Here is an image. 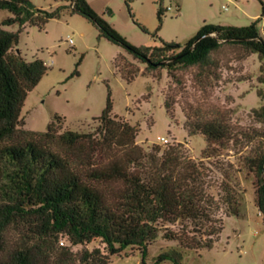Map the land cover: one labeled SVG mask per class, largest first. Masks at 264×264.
I'll use <instances>...</instances> for the list:
<instances>
[{"label": "trees", "instance_id": "16d2710c", "mask_svg": "<svg viewBox=\"0 0 264 264\" xmlns=\"http://www.w3.org/2000/svg\"><path fill=\"white\" fill-rule=\"evenodd\" d=\"M54 1L59 4L45 9L30 0H0V10L10 13L0 20V264H74L75 258L66 252L57 256L60 236L72 245L100 241L101 248L74 254L79 264H106L107 255L128 246L138 248L140 263L146 264L148 246L158 236L175 244L153 256L150 264H182L185 251L213 246L224 217L239 216L243 190L230 181L233 163L221 158L229 146L249 148L242 163L253 177L255 205L264 218V90L256 92L261 105L250 110L258 127L234 128L223 112L210 117L186 113L182 126L187 134H202L206 141L195 159L185 142L153 144L149 150L139 145L138 126L112 112L108 87L91 131H60L64 118L57 114L45 130L24 128L20 113L25 98L47 66L43 59L27 60L16 50L26 25L44 29L51 19L78 14L97 29L98 37L144 65L141 69L127 56L117 55L113 65L125 81L138 75L160 79L163 69L178 81V69L195 67L199 82L206 83L218 76L217 54L223 47L235 50L239 58L255 53L264 60L261 16L243 26L204 23L183 43L165 41L157 31L166 8L157 0L159 24L151 36L158 37V44L135 45L87 0ZM124 1L130 12L129 0ZM15 24V31L6 28ZM73 75H78L77 69ZM164 107L171 118L168 97Z\"/></svg>", "mask_w": 264, "mask_h": 264}, {"label": "rangeland", "instance_id": "374dc122", "mask_svg": "<svg viewBox=\"0 0 264 264\" xmlns=\"http://www.w3.org/2000/svg\"><path fill=\"white\" fill-rule=\"evenodd\" d=\"M30 1L45 9L59 4L54 0ZM87 1L135 45L158 44V37L183 43L194 36L204 23L243 26L259 16L258 29L264 37V0H162L166 11L157 38L151 36L159 24L157 0H129L130 12L124 0ZM8 15L7 10H0V20ZM138 24L147 32L142 31ZM6 28L15 31L18 26L15 24ZM16 50L27 60L43 59L47 66L45 75L25 98L20 118L26 129L45 130L53 115L57 114L64 118L60 131L65 128L93 130L98 124L93 118L99 116L105 106L107 87L111 92L112 112L138 126L136 142L146 150L153 144L163 146L185 142L188 155L199 159L200 151L206 144L205 137L202 134L189 136L182 126L185 114L192 115L195 111L205 117L223 112L237 129L260 126L250 115V110L262 103L257 90H264V83L260 82V78L264 79V60L255 53L239 58L235 50L223 47L217 54L218 76L210 77L206 83L199 82L195 67L178 69V81L169 77L163 69L160 79L138 75L127 82L115 70L114 58L122 54L136 62L122 47L98 37L97 29L78 14H64L58 19H51L44 29L26 25L19 34ZM80 56L82 59L76 66ZM138 65L141 69L144 67ZM75 69L78 75H73ZM166 97L172 103L171 118L164 107ZM160 137H165L168 142L163 143ZM248 150L246 147L238 149L229 146L221 151V158L233 163L230 181H237L243 190L239 216L224 217L223 229L213 246L185 251L182 264H264V218L255 205L253 177L246 173L242 163ZM215 191L213 187L211 192ZM172 227L176 229L178 224ZM12 235L11 239H14L16 234ZM174 244V241L158 236L148 246L146 264ZM57 246V256L66 252L69 257L75 258L74 264H79L75 253L80 255L83 249L101 248L102 244L94 240L72 245L66 237L60 236ZM3 258L0 252V259ZM140 262V250L130 246L106 258V264Z\"/></svg>", "mask_w": 264, "mask_h": 264}, {"label": "built area", "instance_id": "2783aa9c", "mask_svg": "<svg viewBox=\"0 0 264 264\" xmlns=\"http://www.w3.org/2000/svg\"><path fill=\"white\" fill-rule=\"evenodd\" d=\"M224 8H226V7L224 6ZM69 41L72 43V39H69ZM159 139H160V141H162L163 143H167V142H168V140H167L165 137H160Z\"/></svg>", "mask_w": 264, "mask_h": 264}, {"label": "water", "instance_id": "95a60500", "mask_svg": "<svg viewBox=\"0 0 264 264\" xmlns=\"http://www.w3.org/2000/svg\"><path fill=\"white\" fill-rule=\"evenodd\" d=\"M17 52H19V51L17 50Z\"/></svg>", "mask_w": 264, "mask_h": 264}]
</instances>
